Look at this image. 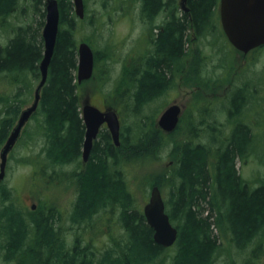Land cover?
Listing matches in <instances>:
<instances>
[{
	"label": "trees",
	"instance_id": "1",
	"mask_svg": "<svg viewBox=\"0 0 264 264\" xmlns=\"http://www.w3.org/2000/svg\"><path fill=\"white\" fill-rule=\"evenodd\" d=\"M141 1L143 14L148 19L161 11L167 12L169 18L157 34V48L148 50L141 67L124 68L115 86V94L123 98L122 107L132 121L121 125L118 147L109 132L101 129L87 164L81 166L78 157L84 126L78 89L106 69V60L113 56L104 50L99 67L100 55L94 51L92 77L77 83L75 34L78 23L84 24L87 19V7L85 5L84 18L78 20L71 0H58V34L46 82L32 116L35 123L30 134L31 140H43L39 153L44 159L39 165L31 161L30 164L34 166L32 177L41 175L49 182L52 180L47 173L49 166L75 162L78 169L69 174L56 173L55 179L53 177L54 181H62L65 175L68 180V177L75 179L76 199L69 216L71 227H76L75 239L70 248L60 227H55L60 219L53 209L46 206L43 211L38 205L34 211L24 210L15 204L12 191L2 181L0 249L5 252L6 260L21 259L28 253L32 264H47L48 258V264H215L222 244L220 239L224 237L237 250L253 245L242 264H264V180L259 186L252 185L236 169L237 160L245 162L247 159L248 132L239 126L219 143V148L210 149L216 143L209 140L206 144H194L187 134L182 139L171 138L155 126L154 117L141 113L142 105L170 88L172 78L181 73L183 57H187L183 49L187 15L179 16L182 11L175 0ZM188 1L195 26L207 27L218 0ZM16 12L21 13V17L29 12L34 15V21L22 25L11 23L9 18ZM44 16L43 0H0V74L6 73L17 81L13 99L8 102L0 98V148L25 103L23 95L30 89L26 76L40 77L38 64L43 41L39 29L44 24ZM107 78L104 75L102 83ZM194 125L191 136L200 131L197 127L201 123ZM199 135L196 134L197 139L202 136ZM164 150H168L166 157L171 160V166L168 171L154 176L152 183L167 192L166 198L163 197L165 212L178 231L175 244L167 249L153 241V231L136 205L122 169L129 161L160 160ZM99 210L104 214L98 213ZM96 215L99 216L94 220ZM111 217L121 231L116 236H111L110 228L114 229L109 223ZM95 222L105 226L101 231L108 232V243L99 249L91 244L92 240L83 239L87 245L78 246L82 241L81 233L94 229Z\"/></svg>",
	"mask_w": 264,
	"mask_h": 264
},
{
	"label": "rangeland",
	"instance_id": "2",
	"mask_svg": "<svg viewBox=\"0 0 264 264\" xmlns=\"http://www.w3.org/2000/svg\"><path fill=\"white\" fill-rule=\"evenodd\" d=\"M84 3L87 7V19L84 24L78 23L79 27L75 34L77 42L85 40L93 51L98 52V55H100L98 59L99 67H101L104 50H107L105 52H108L109 56L112 55L113 59L106 60V62L108 61L106 69L104 68L97 73L92 81H88L83 85L80 83L78 92L81 102L88 98L90 103L96 107H109L116 111L122 126L130 124L132 117L126 111L124 112L122 107L123 98L115 94V86L124 68L133 69L134 67L142 66L144 55L148 50L151 51V49H146V46H149V40L153 36L154 27L152 26L155 23L149 22V19L144 16L140 0H85ZM177 6H179V3H177ZM217 12L216 6L213 18L217 19ZM25 14L26 16L21 17V13H14L9 18L10 22L22 25L34 21V15L29 12H25ZM36 20L38 19L36 18ZM41 30L42 26L39 29L40 34ZM140 35L142 38H140ZM214 37L210 35L209 39L205 41L208 47L203 49V51L201 49H188V64L184 63L181 73L172 78L170 88L164 94L154 98L150 103L148 102L141 106V113L145 117H154V124L159 129L157 126L158 116L168 105L177 102L182 106V114L180 115L178 129L174 131L177 134L174 132L170 133L171 138L182 139L187 134L194 143L206 144L211 140L216 144L210 149L219 148V143L229 137L230 132L227 130L229 125L228 118L231 117L232 113L228 101L231 98V84L233 83L231 66L234 64L237 67L243 63L242 60L235 61L233 56L227 53L228 51H226L221 38L218 40L216 36ZM198 52L203 53L202 60H204L203 67L199 65V72L196 64ZM104 75L108 78L106 82L102 83L101 79ZM202 78L205 82L203 92L200 89ZM25 79L30 83V89L25 90V95H23L25 103L22 109L29 106L32 102L33 92L39 80V78L34 79L32 75H27ZM16 82L12 79V76L0 74V98L3 97L10 102L16 90ZM187 102L188 112L185 107ZM219 107L223 109L221 112ZM1 108L2 103H0ZM242 109L244 121L246 117L253 119L254 115L258 114H261L258 117L261 116L260 118L264 119V104L260 100L251 99V101L246 102L245 106L243 105ZM233 118H235V121L240 119L238 116ZM196 122L198 124L201 123L197 127L200 130L198 131L200 136L202 134L200 139H197L195 133H192V136L190 134L196 128L194 125ZM34 123L35 120L31 118L24 128L21 138L8 155L3 183L12 191L15 204L24 210L31 209L33 204L36 207L41 205L43 211H46L47 207L55 210L60 219V223L57 224L56 222L55 227H60L59 230L62 236L66 239L69 247L72 248L76 227H71L69 216L76 199L75 183L71 177H68L73 182V184H69L66 175L62 181L59 179L54 181V179L56 173L68 174L73 172L71 170L78 168H76L75 162L60 167L58 165L49 166L47 173L52 176V180L49 182H45V178H42L41 175L32 177L34 166L30 164V161L32 164L38 163L39 165L40 160L44 159L43 154L39 153L43 140H31L30 134L34 129ZM257 125L258 129H255L254 133L258 134H253V143L250 145L252 149L248 151L246 161H236L238 173L255 186L264 180V131L259 127H264V120L262 124L259 122ZM254 127H252V130ZM161 132L163 131L161 130ZM167 152L168 150H164L161 153L160 160L150 159L144 160L142 163L140 161H130L124 164L122 168L128 187L134 194L136 205L141 210L148 200L151 187L154 185L152 183L154 176L168 171L171 166V160L166 157ZM161 193L166 198L167 192L161 191ZM100 210L98 213H100ZM106 213L109 212L106 211ZM100 214H104V212ZM97 216L99 215L94 216L93 219H97ZM113 220L114 218L112 217L109 220V223L114 226L113 230L112 227L110 228V232L111 236H116L121 231L117 229L118 225L114 224ZM104 227V225L98 226L95 222L93 225L94 229L91 231L86 229L87 231L82 232L83 238L81 233L80 239L82 241L78 246L87 245V243L83 242V239H86V241L92 240L90 241L91 244L99 249L104 247L109 240L108 232L105 234V231H101ZM220 241L222 244L215 264H242L252 248L250 245L247 249L241 251L235 249L224 237H221ZM88 244L90 246V243ZM173 250H175V247L171 249V252ZM4 255L5 252L0 249V264H32L31 260L27 258L28 253H24L21 259L14 257L13 261L6 260Z\"/></svg>",
	"mask_w": 264,
	"mask_h": 264
},
{
	"label": "water",
	"instance_id": "3",
	"mask_svg": "<svg viewBox=\"0 0 264 264\" xmlns=\"http://www.w3.org/2000/svg\"><path fill=\"white\" fill-rule=\"evenodd\" d=\"M187 0H179V7L186 11ZM74 14L78 19L84 17L83 0H72ZM44 24L41 30L43 41L42 58L38 64L40 77L33 92V100L22 109L15 125L9 132L0 148V183L5 177L8 155L21 136L29 118L36 112L40 92L43 88L48 68L54 52L59 28V9L57 0H44ZM219 18L222 30L236 49L247 51L264 44V0H219ZM94 70V52L84 41L77 44V83L89 80ZM182 106L177 102L168 105L158 116L157 126L165 134H170L178 126ZM85 134L82 143V160L87 162L93 141L103 124L111 135L113 144L120 145V121L112 109L101 111L86 98L81 107ZM35 207H33L34 209ZM142 214L147 225L153 231V241L163 248H169L177 240L178 231L171 224L165 212V204L160 189L153 185L149 191L147 202L142 207Z\"/></svg>",
	"mask_w": 264,
	"mask_h": 264
},
{
	"label": "flooded vegetation",
	"instance_id": "4",
	"mask_svg": "<svg viewBox=\"0 0 264 264\" xmlns=\"http://www.w3.org/2000/svg\"><path fill=\"white\" fill-rule=\"evenodd\" d=\"M84 1L85 0H83V3H84ZM176 2L179 3V0H176ZM140 3L142 5L141 0H140ZM43 4H44V0H43ZM186 7H187V10L186 11L181 10L182 12L179 15V16H182V13H185L187 15V33H186V36L184 38V45H183V49H185V52L188 51V49H201L203 51V49L208 47L207 46L208 44L205 43V41H207L209 39L210 35H213V37L216 36V38L218 40H219V38H221V40H223V44L225 45L226 51H228L227 53L231 54V56H233V59L235 61H239V60L243 61V63L241 65L239 64L237 66L239 68H237L236 65H234V64H232V66H231V71H233L232 72L233 83L231 84V86H232V92H231V96H230L231 98L229 99L228 102L230 103V108H231L232 114H231V117L228 118V124L229 125H228L227 130L230 133H233L237 127H239V126L243 127L248 132L249 138H250V145H252L253 139H254L253 134H258V133H254V130L258 129L257 124L259 122L262 124L264 119L260 118L261 116L258 117L261 114H258L255 116L253 114V111H252V114L254 115L253 119L246 117L245 118L246 120L244 121L243 120L244 114L242 112V110H243L242 108H243V105L245 106L246 102L251 101V99L260 100L264 104V44L260 45L258 47L252 48V49H248L247 51H242V50L236 49L232 44H230V42L226 38V36L222 30V27H221L220 18H219V0L217 3V9H218L217 19L215 17L214 18L212 17V19L210 20L211 22H209V25L207 27H196L195 23L193 21V17L191 14V9L189 7V1L188 0L186 3ZM141 10H142V8H141ZM84 15H85V3H84ZM168 18H169L168 13L165 11H161L159 14L154 15L149 19V22L152 21L155 23V25L152 26V27H154L153 36L150 38L149 46H146V49H156L157 48L156 47V41H157L156 37L158 36L157 34L162 31V29L164 28ZM79 20H81V19H79ZM140 38H142L141 35H140ZM183 58H185L184 63L187 65L188 64V57H183ZM202 59H203V53L198 52L197 56H196V60H197L196 64H197L198 72H199V65H202V67L204 65L203 64L204 60H202ZM201 80H202V82H201L200 89L203 92L205 82H204L203 78ZM82 103L83 102H81V107H82ZM185 107H186V110L188 112V109H189L188 102L186 103ZM97 108H99V107H97ZM99 109L101 111H104L105 109H110V108L109 107H102ZM219 109H220V112L223 110L222 107H219ZM234 116H238L240 119H237L235 121V118H233ZM81 118H82V114H81ZM259 118H260V120H259ZM83 126H84V122H83ZM253 126H255V127L252 130ZM259 127H260V129H262V131H264V127L263 128H262V126H259ZM103 128H105L107 130L106 125L103 124L101 126V128L99 129V132ZM99 132H98V134H99ZM84 134H85V127H84ZM98 134H97V136H98ZM110 137H111V135H110ZM83 139H84V135H83ZM94 141H93V144H94ZM82 143H81L80 155H79L78 159H79L80 164L85 165V164H87V162L89 160L90 154H89L87 162H83V160H82ZM251 149L252 148L249 147L247 149V152ZM33 207H35V208L33 209ZM35 209H36V205L35 204L31 205V210L34 211Z\"/></svg>",
	"mask_w": 264,
	"mask_h": 264
},
{
	"label": "bare ground",
	"instance_id": "5",
	"mask_svg": "<svg viewBox=\"0 0 264 264\" xmlns=\"http://www.w3.org/2000/svg\"><path fill=\"white\" fill-rule=\"evenodd\" d=\"M29 6V5H28ZM30 7V6H29ZM6 74V73H5ZM19 76V75H18ZM9 78V77H8ZM209 114V113H208ZM204 116V115H203ZM32 118V116L29 118V120ZM204 130V129H203ZM141 131V130H140ZM145 131V130H144ZM205 131V130H204ZM197 134V133H196ZM200 136V135H199ZM186 138H188V137H186ZM190 141V140H189ZM194 143V142H193ZM195 144V143H194ZM193 145V144H192ZM43 151V150H42ZM48 156V155H47ZM120 158V157H119ZM122 159V158H121ZM47 160V159H46ZM123 160H125V159H123ZM59 161H61V160H59ZM50 162H51V160H50ZM69 162V161H68ZM130 162V161H129ZM132 162V161H131ZM124 163V162H123ZM119 164H120V162H119ZM122 165V164H121ZM52 167H53V165H51ZM59 166V165H58ZM67 166V165H66ZM44 167V166H43ZM60 167V166H59ZM48 168V167H47ZM57 168V167H56ZM58 169V168H57ZM42 170H44V168L42 169ZM71 171H73V170H71ZM54 173H55V171H54ZM52 174V173H51ZM63 174V173H62ZM69 174V173H68ZM72 176H73V174H72ZM70 179V178H69ZM65 180V179H64ZM75 180V179H74ZM174 180V179H173ZM176 181V180H175ZM69 182H70V180H69ZM259 186V185H258ZM4 193H6L5 191H3ZM76 197V196H75ZM46 204V203H45ZM1 205V204H0ZM9 206V205H8ZM109 206V205H108ZM2 207V206H1ZM73 207V206H72ZM15 208V207H14ZM38 208V207H37ZM46 208V207H45ZM64 208V207H63ZM101 208V207H100ZM108 208V207H107ZM112 208V207H111ZM43 209V208H42ZM41 209V210H42ZM16 210V209H15ZM55 211V210H54ZM41 212V211H40ZM112 212V211H111ZM43 213V212H42ZM101 213V212H100ZM46 214V213H45ZM110 214V213H109ZM51 215H52V213H51ZM40 216V215H39ZM26 219V218H25ZM53 219V218H52ZM49 220V219H48ZM44 221H45V218H44ZM52 222V221H51ZM33 223V222H32ZM92 223V222H91ZM31 227H33V225L31 226ZM57 227V226H56ZM35 228V227H34ZM33 228V229H34ZM35 230V229H34ZM34 230H33V234H34ZM29 233V232H28ZM27 235V234H26ZM25 237V236H24ZM32 237H33V235H32ZM28 238V237H27ZM25 239V238H24ZM29 240V239H28ZM25 242L27 241V240H24ZM88 241V240H87ZM256 241V240H255ZM26 245V244H25ZM113 246V245H112ZM119 246V245H118ZM253 246V245H252ZM92 247V246H91ZM95 247V246H94ZM101 247V246H100ZM40 248V247H39ZM78 248V247H77ZM78 250V249H77ZM81 250V249H80ZM93 250V249H92ZM21 251V250H20ZM35 251V250H34ZM72 252V251H71ZM32 253V252H31ZM10 253H8V255H9ZM81 254V253H80ZM174 254V253H173ZM214 254V253H213ZM109 255V254H108ZM116 255V254H115ZM41 256H42V254H41ZM82 256V255H81ZM168 256V255H167ZM81 258V257H80ZM90 258V257H89ZM165 259V258H164ZM47 260V259H46ZM85 260V259H84ZM76 261H78L77 259H76ZM95 262V261H94ZM103 262V261H102ZM114 262V261H113ZM165 262V261H164ZM169 262V261H168ZM49 263V258H48V262H47V264ZM167 263V262H166ZM76 264H78V263H76Z\"/></svg>",
	"mask_w": 264,
	"mask_h": 264
}]
</instances>
